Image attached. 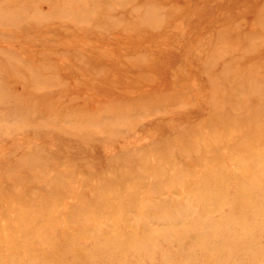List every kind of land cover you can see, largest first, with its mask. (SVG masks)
<instances>
[{"label":"rangeland","instance_id":"1","mask_svg":"<svg viewBox=\"0 0 264 264\" xmlns=\"http://www.w3.org/2000/svg\"><path fill=\"white\" fill-rule=\"evenodd\" d=\"M0 264H264V0H0Z\"/></svg>","mask_w":264,"mask_h":264}]
</instances>
